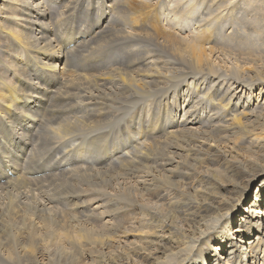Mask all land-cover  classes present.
Returning a JSON list of instances; mask_svg holds the SVG:
<instances>
[{
	"label": "bare ground",
	"instance_id": "6f19581e",
	"mask_svg": "<svg viewBox=\"0 0 264 264\" xmlns=\"http://www.w3.org/2000/svg\"><path fill=\"white\" fill-rule=\"evenodd\" d=\"M0 264H264V0H0Z\"/></svg>",
	"mask_w": 264,
	"mask_h": 264
},
{
	"label": "rangeland",
	"instance_id": "374dc122",
	"mask_svg": "<svg viewBox=\"0 0 264 264\" xmlns=\"http://www.w3.org/2000/svg\"><path fill=\"white\" fill-rule=\"evenodd\" d=\"M111 15L113 16V21L114 22H117V21H119V20H121L122 18H123V15H122V13H120V11L119 10H114L112 13H111ZM153 22H160L159 21V19L157 20V19H153ZM75 26H77V24L75 25ZM180 105H181V103H180ZM183 105H181V107H182ZM181 112H182V110H181ZM104 122H106V119L104 118V120H103ZM103 121L101 122V123H98L97 125L98 126H100V125H103L104 123H103ZM67 146H69V145H67ZM66 145H65V148L67 147ZM56 161V159L54 160V162ZM57 162V161H56ZM67 163H68V161H66ZM136 180H140V181H143V179H141V178H139V179H137L136 178ZM123 187H125L126 188V190L125 191H122L124 194H135V192H133L132 191V189H130V186L129 185H127V183L126 182H124V181H121V185L119 186V187H115L114 186V183L112 182V175L109 173V174H107V176H105L104 177V179L102 180V181H99L98 182V187H97V190L96 191H100V192H102L103 194H110V195H113L114 194V192L116 191V190H118V189H120V188H123ZM250 195H254L253 194V190H252V192L250 193ZM252 198V197H251ZM251 198H250V200H251ZM256 211H259V210H256ZM256 213H258V212H256ZM252 233H254L255 234V236H256V234H257V229L255 228L254 229V232H252ZM246 251H244V253H245ZM260 256H261V254H260Z\"/></svg>",
	"mask_w": 264,
	"mask_h": 264
}]
</instances>
